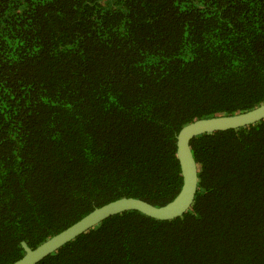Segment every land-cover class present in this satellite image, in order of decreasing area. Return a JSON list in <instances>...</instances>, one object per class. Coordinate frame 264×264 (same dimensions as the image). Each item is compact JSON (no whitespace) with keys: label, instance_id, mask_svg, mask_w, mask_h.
<instances>
[{"label":"trees","instance_id":"obj_1","mask_svg":"<svg viewBox=\"0 0 264 264\" xmlns=\"http://www.w3.org/2000/svg\"><path fill=\"white\" fill-rule=\"evenodd\" d=\"M264 104V0H0V264L183 186L177 135ZM173 220L117 214L38 264H264V120L191 142Z\"/></svg>","mask_w":264,"mask_h":264},{"label":"water","instance_id":"obj_2","mask_svg":"<svg viewBox=\"0 0 264 264\" xmlns=\"http://www.w3.org/2000/svg\"><path fill=\"white\" fill-rule=\"evenodd\" d=\"M263 120L264 104L244 113L201 119L184 126L177 135V157L182 170L183 186L171 202L157 207L134 197L115 200L96 208L35 249H31L26 242H22L21 246L25 255L13 264H38L89 229L127 211H139L148 217L163 221L182 217L193 206L199 189V167L192 152V140L208 133L244 128Z\"/></svg>","mask_w":264,"mask_h":264}]
</instances>
